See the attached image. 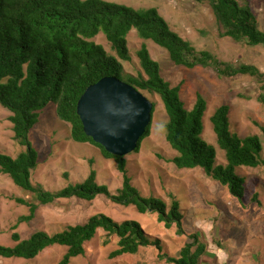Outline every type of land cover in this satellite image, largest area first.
Masks as SVG:
<instances>
[{
  "label": "trees",
  "instance_id": "16d2710c",
  "mask_svg": "<svg viewBox=\"0 0 264 264\" xmlns=\"http://www.w3.org/2000/svg\"><path fill=\"white\" fill-rule=\"evenodd\" d=\"M207 2L220 25V36L243 41L248 46L264 45V30L245 0H194ZM135 30L143 40L135 50L139 63L136 75L126 74L122 62L131 60L127 35ZM102 34L113 53L92 39ZM144 41H151L168 53L174 65L187 68L209 67L219 77L248 75L256 78L264 90V73L253 64L236 65L223 61L206 50L195 47L173 31L156 8L134 9L106 0H0V105L9 112L14 141L21 146L15 156L0 151V174L32 195L33 201L23 197H10L24 205L27 213L18 216L11 226V245L0 243V257L34 259L47 247L66 248L60 264L85 253V243L98 232H104L103 244L116 238V247L110 257L135 254L140 248L154 247L158 257L168 263L198 264L207 250L200 234H187V241L177 255L162 251L161 238L148 231L137 219L115 220L97 212L83 222L67 225L53 233L35 230L26 238L16 231L21 222H29L39 206L53 204L61 199L75 198L92 201L104 196L114 204L132 207L137 214L156 215L163 227H174L176 235L186 233L179 202H170L152 194L144 195L132 183L126 156L118 157L105 151L86 136L76 114V103L85 88L104 76H115L140 92L156 94L164 107L167 121L164 137L174 155L167 159L178 169L201 168L211 179L228 189L238 201L245 193V178L237 173L240 167L264 168V126L257 122L261 135L239 136L230 129L226 103L218 105L209 116L216 144L224 153L225 163H216V149L202 138L206 100L197 93L190 109L180 97L181 83L171 85L161 74ZM256 96L264 108V91ZM54 106L56 117L70 125L71 140L90 144L105 159L114 161L121 174V185L111 192L99 183L95 169L90 168L81 181L48 190L33 183L31 173L38 164V151L31 144L29 133L38 123L40 113ZM154 108V104H153ZM152 108V113H153ZM152 120V119H151ZM151 122L137 142L138 152L142 140L149 136ZM92 160H90V164ZM67 176V174H65ZM256 194L252 196L256 200ZM218 245V243H217Z\"/></svg>",
  "mask_w": 264,
  "mask_h": 264
},
{
  "label": "rangeland",
  "instance_id": "374dc122",
  "mask_svg": "<svg viewBox=\"0 0 264 264\" xmlns=\"http://www.w3.org/2000/svg\"><path fill=\"white\" fill-rule=\"evenodd\" d=\"M134 9L156 8L169 27L188 40L197 51L206 50L223 61L236 65L253 64L264 73V45L248 46L242 40L235 41L220 36L222 29L207 2L194 0H106ZM257 19V26L264 30V0H245ZM113 53L102 34L92 39ZM143 40L135 30L127 35L131 60L122 62L126 74L136 75L139 70L135 50ZM151 57L158 61L163 78L175 85L181 83L180 97L190 109L196 94L206 100L202 119V138L216 149V163H225L224 153L216 144V137L209 121L214 109L229 105L230 129L239 136L261 135L254 122L264 126V108L256 100L261 83L248 75L219 77L211 68L195 66L187 68L174 65L165 49L151 41H144ZM264 91V90H263ZM262 91V92H263ZM154 104L149 136L142 140L140 150L125 155L132 183L144 195L152 194L169 203L171 197L178 200L183 213L186 233L176 235L174 227L166 229L150 212L137 214L132 207L117 205L104 196L92 201L75 198L61 199L53 204L39 206L34 218L21 222L16 231L26 238L35 230L53 233L67 225L81 223L89 215L102 212L115 220L137 219L143 226L159 236L162 251L177 255L187 241V234L194 232L208 245L198 264H264V168L240 167L237 173L245 178L242 201L232 196L228 189L207 176L201 168L178 169L168 161L174 155L164 137L167 116L156 94L142 92ZM9 112L0 105V151L15 156L23 149L13 139ZM31 144L38 151V164L31 173L33 183L45 189L56 190L67 184L81 182L95 169L99 183L115 192L121 185V174L111 159L101 156L90 144L78 143L70 138V125L60 121L49 104L41 113L37 124L29 133ZM90 160L92 163L90 164ZM67 174V176H65ZM256 194V200L252 196ZM19 196L29 201L33 197L16 187L10 178L0 174V243L11 245V226L27 208L10 197ZM104 232L85 243V253L72 258L68 264H174L160 259L154 247L140 248L135 254L110 257L116 247V238L103 244ZM218 243V245H217ZM63 246H50L34 259L2 258L0 264H60L65 253Z\"/></svg>",
  "mask_w": 264,
  "mask_h": 264
},
{
  "label": "water",
  "instance_id": "95a60500",
  "mask_svg": "<svg viewBox=\"0 0 264 264\" xmlns=\"http://www.w3.org/2000/svg\"><path fill=\"white\" fill-rule=\"evenodd\" d=\"M153 102L132 85L104 76L88 85L76 103L83 132L106 152L123 157L136 148L151 122Z\"/></svg>",
  "mask_w": 264,
  "mask_h": 264
}]
</instances>
